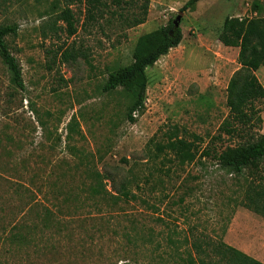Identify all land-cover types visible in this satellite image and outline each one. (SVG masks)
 <instances>
[{
	"label": "rangeland",
	"instance_id": "rangeland-1",
	"mask_svg": "<svg viewBox=\"0 0 264 264\" xmlns=\"http://www.w3.org/2000/svg\"><path fill=\"white\" fill-rule=\"evenodd\" d=\"M186 1L148 0L145 21L129 27L144 0H98L95 21L87 0H0V25L17 27L6 42L23 81L12 86L0 59V264H189L191 242L205 238L264 263V214L243 206L259 179L200 156L264 134V98L255 102L260 128L220 131L239 66L226 40L233 22L254 16L253 0H198L183 11L179 44L145 69L134 123L125 117L132 92L102 90L132 61L137 38ZM65 50L75 59L65 61ZM255 74L264 87V67ZM174 126L187 141L200 138L193 162L152 155L149 140L164 141Z\"/></svg>",
	"mask_w": 264,
	"mask_h": 264
},
{
	"label": "trees",
	"instance_id": "trees-1",
	"mask_svg": "<svg viewBox=\"0 0 264 264\" xmlns=\"http://www.w3.org/2000/svg\"><path fill=\"white\" fill-rule=\"evenodd\" d=\"M117 4L120 0H115ZM141 4L140 12L126 19L129 27L142 24L147 16L148 0ZM198 0H187L181 11L186 10ZM87 17L96 20L98 0H87ZM132 3V2H130ZM264 4L253 0L251 10L254 16L244 17L233 22L226 44L237 47L238 68L231 74L226 85L225 105L228 115L220 126L226 136L238 134L241 129L260 128L262 118L255 102L264 98V87L258 80L255 72L264 67ZM62 18L67 22L69 34L75 33L72 15L68 9L62 12ZM170 19L166 25L156 30L140 35L134 45L132 61L108 74L102 90L112 92L124 89L132 92V100L126 110V120L134 123L138 114L144 108L147 78L145 69L152 66L160 56L166 55L170 48L176 47L181 39L179 27H174ZM15 25H0V59L10 74V84L15 88L23 89L21 69L17 60L11 55L6 37L16 34ZM63 59H75L73 51L65 50ZM69 129L74 131L72 122ZM194 139H200L193 136ZM220 137V136H218ZM187 141L179 136L178 128L169 130L164 141H155L151 138L148 144L153 146L152 155H169L178 164L193 162L197 157L195 140ZM202 140V139H201ZM201 157H212L221 169L228 174L242 176L248 171L250 176H257L260 182H249L244 192L243 206L253 213L264 214V134L256 137L249 135L242 143L228 146L220 152H214L206 147L200 152ZM95 179L103 181L101 174L96 172ZM119 192L127 196L126 186L120 185ZM192 251L187 254L185 261L189 264H264L249 256L243 251L230 246L222 240L210 238L195 239L191 242Z\"/></svg>",
	"mask_w": 264,
	"mask_h": 264
},
{
	"label": "water",
	"instance_id": "water-1",
	"mask_svg": "<svg viewBox=\"0 0 264 264\" xmlns=\"http://www.w3.org/2000/svg\"><path fill=\"white\" fill-rule=\"evenodd\" d=\"M183 11H179L178 14L175 16L174 20H173V25L174 27H179V23L181 20V15H182Z\"/></svg>",
	"mask_w": 264,
	"mask_h": 264
}]
</instances>
